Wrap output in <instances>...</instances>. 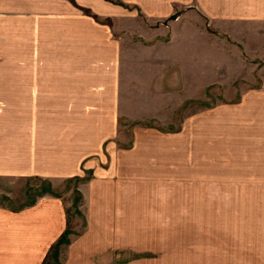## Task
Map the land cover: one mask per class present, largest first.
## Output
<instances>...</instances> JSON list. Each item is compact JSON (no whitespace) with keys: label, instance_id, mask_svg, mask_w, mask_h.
<instances>
[{"label":"crops","instance_id":"obj_1","mask_svg":"<svg viewBox=\"0 0 264 264\" xmlns=\"http://www.w3.org/2000/svg\"><path fill=\"white\" fill-rule=\"evenodd\" d=\"M192 1L198 20L216 15H210L215 7L224 22H254L256 33L264 27V0H206L208 6ZM108 4L0 0V264H149L147 257H136L142 251L134 248V235L118 232L115 210L128 209L131 202L128 195L119 201V178L126 171V186L134 180L139 146L153 148L182 134L183 123L175 133L159 130L161 121L166 123L168 97L180 100L178 107L183 103L181 91H169L166 84L168 77L179 83L183 74L182 52L171 48L178 44L193 50L210 34L198 20L170 28L167 50V26L151 38L143 21L121 25V14ZM184 30L195 45L183 44ZM167 59L174 65L170 72ZM195 59L189 63L198 64ZM120 120L136 125L123 134ZM176 159L182 167L181 149ZM86 173L88 179H82ZM76 178L80 201L74 219L65 187ZM32 180L46 183L50 193L20 207ZM78 221L82 230L73 232ZM64 231L65 241L59 243ZM258 252L245 262L264 264V252Z\"/></svg>","mask_w":264,"mask_h":264},{"label":"rangeland","instance_id":"obj_2","mask_svg":"<svg viewBox=\"0 0 264 264\" xmlns=\"http://www.w3.org/2000/svg\"><path fill=\"white\" fill-rule=\"evenodd\" d=\"M105 1L121 14V25L143 21L151 29V38L159 35V28L164 33L163 26H167V50L170 28L198 20L192 0ZM201 4L207 5L206 0ZM74 8L102 23H112L86 8ZM199 11L203 13L201 8ZM219 12L212 7L210 15H216L209 20L199 18L198 24L210 35L199 37L197 46L188 40L190 31L184 30L183 44L194 43L193 50L178 44L171 48L182 52L183 74L180 84L170 77L166 84L169 91H181L183 103L178 107L180 100L171 102L174 97L171 101L168 97V109L163 114L166 123L161 121L159 130L175 133L181 130L175 126L183 123L182 134L176 140L170 136L165 144L153 148L139 146L134 180L129 179L126 186V171L119 178L123 180L119 201L128 195L131 202L128 209L115 210L120 221L118 232L134 235V248L142 251L136 257H147L149 264H249L245 261L251 254L264 252V27L256 33L258 25L254 22H224L218 18ZM192 56L198 64L189 63ZM168 60L170 72L174 65ZM196 115L197 120L186 121ZM120 124L123 134L136 125L126 121ZM180 149L182 167L176 162ZM154 155L155 160H149ZM87 174L82 179H88ZM78 181L71 179L65 187L71 202L79 195L75 209L80 201ZM45 193H50L46 183L32 180L19 206ZM74 208L69 215L75 219ZM82 225L78 221L73 232H80Z\"/></svg>","mask_w":264,"mask_h":264},{"label":"trees","instance_id":"obj_3","mask_svg":"<svg viewBox=\"0 0 264 264\" xmlns=\"http://www.w3.org/2000/svg\"><path fill=\"white\" fill-rule=\"evenodd\" d=\"M76 194H77V192H76ZM41 195V194H40ZM78 195V194H77ZM79 200V195H78V198L76 197V198H74V201L72 202V207L74 208L75 207V204H76V202ZM34 202V199H31V200H29L27 203H26V205H24V206H27V205H30V204H32ZM75 209V208H74ZM74 211H76V210H74ZM76 213V212H75ZM66 235H67V231H64V233H63V235L61 236V238H60V240H59V243H61V242H64L65 241V237H66ZM58 243V244H59ZM56 258V255L54 254V259Z\"/></svg>","mask_w":264,"mask_h":264}]
</instances>
